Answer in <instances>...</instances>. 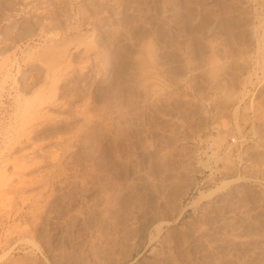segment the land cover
<instances>
[{
  "label": "rangeland",
  "instance_id": "374dc122",
  "mask_svg": "<svg viewBox=\"0 0 264 264\" xmlns=\"http://www.w3.org/2000/svg\"><path fill=\"white\" fill-rule=\"evenodd\" d=\"M194 263L264 264V0H0V264Z\"/></svg>",
  "mask_w": 264,
  "mask_h": 264
},
{
  "label": "bare ground",
  "instance_id": "6f19581e",
  "mask_svg": "<svg viewBox=\"0 0 264 264\" xmlns=\"http://www.w3.org/2000/svg\"><path fill=\"white\" fill-rule=\"evenodd\" d=\"M28 3V2H27ZM51 6V5H50ZM167 6V5H166ZM98 8V7H97ZM108 8V7H107ZM176 12H178V11H176ZM15 14V13H14ZM5 17V16H4ZM204 25V24H203ZM66 28V27H65ZM66 30V29H65ZM184 30V29H183ZM177 33V32H176ZM118 34V33H117ZM110 35V34H109ZM58 36V35H57ZM112 36V35H111ZM179 36V35H178ZM138 38V37H137ZM166 38V37H165ZM196 38V37H195ZM199 38V37H198ZM171 39V38H170ZM110 40V39H109ZM138 40H139V38H138ZM169 40V39H168ZM141 46V45H140ZM149 46V45H148ZM148 46H147V48H148ZM50 49V48H49ZM52 49H53V47H52ZM55 49V48H54ZM122 49V48H121ZM43 50V49H42ZM64 52V51H63ZM43 53V52H42ZM62 53V52H61ZM60 53V54H61ZM138 53V52H137ZM140 54V53H139ZM46 55V54H45ZM80 55V54H79ZM248 55V54H247ZM53 56V55H52ZM136 56V55H135ZM57 57V56H56ZM136 58V57H135ZM54 60H55V58H54ZM57 60V59H56ZM138 60V59H137ZM150 61V60H149ZM214 61V60H213ZM133 62V61H132ZM190 62V61H189ZM142 63V62H141ZM202 63V62H201ZM186 64V63H185ZM137 65V64H136ZM139 65V64H138ZM213 65V64H212ZM136 67V66H135ZM43 68V67H42ZM44 69V68H43ZM75 71V70H74ZM147 71V70H146ZM168 72V71H167ZM170 74V73H169ZM216 74V73H215ZM126 76V75H125ZM142 76V75H141ZM136 77V76H135ZM126 79V78H125ZM206 79V78H205ZM137 82V81H136ZM172 82V81H171ZM72 83V82H71ZM142 83V82H141ZM127 84H128V82H127ZM136 84V83H135ZM191 85V84H190ZM217 85V84H216ZM195 86V85H194ZM181 88V87H180ZM69 92V91H68ZM205 93V92H204ZM79 95V94H78ZM227 96H229V95H227ZM224 97H225V95H224ZM229 98V97H228ZM230 99V98H229ZM56 104H57V102H55ZM55 109V108H54ZM235 111V110H234ZM47 112V111H46ZM46 116H48V115H46ZM45 116V117H46ZM67 116V115H66ZM116 116V115H115ZM49 117H51V116H49ZM71 117V116H70ZM123 117V116H122ZM48 118V117H47ZM87 118V117H86ZM108 118V117H107ZM22 119H24V118H22ZM91 119V118H90ZM88 120V119H87ZM108 120V119H107ZM150 121V120H149ZM49 122V121H48ZM87 122V121H86ZM83 124V123H82ZM119 125V124H118ZM125 126V125H124ZM121 128V127H120ZM145 128V127H144ZM122 130V129H121ZM18 131V130H17ZM71 131V130H70ZM169 133V132H168ZM71 134V133H70ZM84 134V133H83ZM61 137V136H60ZM109 137V136H108ZM80 138V137H79ZM58 141V140H57ZM82 142V141H81ZM85 142V141H84ZM94 142V141H93ZM149 142V141H148ZM29 144V143H28ZM31 144V143H30ZM144 144V143H143ZM56 145V144H55ZM61 145V144H60ZM113 145V144H112ZM146 145V144H145ZM32 146V145H31ZM83 146V145H82ZM95 147V146H94ZM150 147V146H149ZM142 148V147H141ZM145 148V147H144ZM74 150V149H73ZM57 151V150H56ZM66 151V150H65ZM40 152V151H39ZM146 152V151H145ZM62 153V152H61ZM78 153V152H77ZM92 153V152H91ZM55 154V153H54ZM63 154H64V152H63ZM117 155V154H116ZM87 156V155H86ZM146 156V155H145ZM57 157V156H56ZM69 157V156H68ZM31 158V157H30ZM12 160V159H11ZM14 160V159H13ZM42 160V159H41ZM120 160V159H119ZM55 161V160H54ZM93 162V161H92ZM54 163V162H53ZM130 164V163H129ZM135 164V163H134ZM55 165V164H54ZM39 170V169H38ZM31 174V173H30ZM49 174V173H48ZM55 174V173H54ZM161 176V175H160ZM40 178V177H39ZM46 178V177H45ZM145 178V177H144ZM72 179V178H71ZM90 179V178H89ZM36 180V179H35ZM40 180V179H39ZM151 180V179H150ZM38 181V180H37ZM135 181V180H134ZM131 182V181H130ZM230 182V181H229ZM102 183V182H101ZM146 183V182H145ZM228 183V182H227ZM227 183H225V184H227ZM23 184V183H22ZM160 185V184H159ZM28 186V185H27ZM84 186V185H83ZM119 186V185H118ZM20 187V186H19ZM23 187H24V185H23ZM152 188V187H151ZM122 189V188H121ZM153 189V188H152ZM220 188L218 187V190H219ZM34 191V190H33ZM149 193V192H148ZM156 193V192H155ZM114 194V193H113ZM132 199V198H131ZM153 199V198H152ZM137 200V199H136ZM135 202V201H134ZM25 203V202H24ZM112 205V204H111ZM108 206V205H107ZM109 207V206H108ZM38 208V207H37ZM106 208V207H105ZM110 208V207H109ZM39 211V210H38ZM131 211V210H130ZM16 214V213H15ZM161 216H163V215H161ZM23 217V216H22ZM33 218H34V216H33ZM91 218V217H90ZM134 218V217H133ZM249 220V219H248ZM28 222V221H27ZM159 224V223H158ZM203 228V227H202ZM31 235V234H30ZM143 238V237H142ZM149 240V239H148ZM154 240V239H153ZM24 242V241H23ZM150 242V241H149ZM258 246V245H257ZM34 248V247H33ZM104 249V248H103ZM210 249V248H209ZM112 250V249H111ZM104 253V252H103ZM2 258V257H1ZM189 258V257H188ZM30 260V259H29ZM17 261V260H16ZM109 262V261H108ZM12 263H14V262H12ZM195 264V263H194Z\"/></svg>",
  "mask_w": 264,
  "mask_h": 264
},
{
  "label": "built area",
  "instance_id": "2783aa9c",
  "mask_svg": "<svg viewBox=\"0 0 264 264\" xmlns=\"http://www.w3.org/2000/svg\"><path fill=\"white\" fill-rule=\"evenodd\" d=\"M243 140L237 138H230L225 145L221 148L222 156L230 155L237 149L240 150L243 147Z\"/></svg>",
  "mask_w": 264,
  "mask_h": 264
}]
</instances>
